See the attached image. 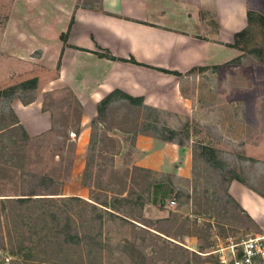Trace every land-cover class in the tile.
<instances>
[{
	"label": "rangeland",
	"instance_id": "374dc122",
	"mask_svg": "<svg viewBox=\"0 0 264 264\" xmlns=\"http://www.w3.org/2000/svg\"><path fill=\"white\" fill-rule=\"evenodd\" d=\"M64 1L0 0V264H216L209 252L262 232L227 194L232 175L264 196L262 18L255 17L237 43L240 70L226 65L194 74L187 91L192 116L115 96L94 122L87 156L76 162L71 133L80 131L82 113L69 91L46 95L55 126L32 141L15 125L11 109L16 99L34 100L41 77L47 78L43 50L56 49L63 37L52 29L68 23L54 6ZM40 26L46 32L30 31ZM116 130L191 147L192 179L136 167L132 150L121 143L133 137ZM82 163L73 180L75 165ZM76 184L86 188L84 197ZM31 187L58 195L1 203ZM156 188L160 196L154 200Z\"/></svg>",
	"mask_w": 264,
	"mask_h": 264
},
{
	"label": "crops",
	"instance_id": "0c3cea01",
	"mask_svg": "<svg viewBox=\"0 0 264 264\" xmlns=\"http://www.w3.org/2000/svg\"><path fill=\"white\" fill-rule=\"evenodd\" d=\"M54 6L68 23L63 28V22L56 29L47 26L63 36L56 49L43 50L42 76L47 78L39 75L40 89L34 100L23 103L16 99L11 109L16 126L36 138L55 126L54 112L45 105L46 95L60 89L69 91L82 113L80 131L71 133L78 143L76 162L87 156L100 104L116 91L143 99L148 108L192 116L196 110L187 91L194 74L226 65L240 70L236 37L252 27L255 17L264 18V0H65L54 2ZM40 28L30 31L46 32V27ZM116 132L133 137L132 143L125 139L121 143L132 150L136 167L192 179L191 147L149 134ZM83 167V163L75 165L73 180L79 178ZM76 186L77 194L84 197L86 188ZM158 189L154 200L160 196ZM227 194L246 221L263 231L264 196L236 179L228 182Z\"/></svg>",
	"mask_w": 264,
	"mask_h": 264
},
{
	"label": "built area",
	"instance_id": "2783aa9c",
	"mask_svg": "<svg viewBox=\"0 0 264 264\" xmlns=\"http://www.w3.org/2000/svg\"><path fill=\"white\" fill-rule=\"evenodd\" d=\"M170 204L176 205V202L172 200ZM208 255L217 256L216 264H264V230L239 242L219 247Z\"/></svg>",
	"mask_w": 264,
	"mask_h": 264
},
{
	"label": "trees",
	"instance_id": "16d2710c",
	"mask_svg": "<svg viewBox=\"0 0 264 264\" xmlns=\"http://www.w3.org/2000/svg\"><path fill=\"white\" fill-rule=\"evenodd\" d=\"M250 18H251V14H250ZM262 20L264 21V18H262ZM248 31H249V29L248 30H246L245 32H242V33H240L239 35H237V37H236V45H237V43L239 42V40H240V38H242V37H244L247 33H248ZM64 40H66L65 39V37H64ZM100 56L101 57H106V58H109V59H115L113 56H111L110 54H100ZM131 62L132 63H136V61H134L133 59L131 60ZM165 73H168V74H174V75H176V76H181L179 73H174V72H169V71H164ZM29 83H33V84H35V83H37V80L36 79H34V80H31ZM115 96H122L125 100H127V101H130V102H133V103H136V104H138L139 106H141V107H145L146 108V106L144 105V102H143V99H135V98H133V97H131V96H128V95H126V94H123L122 92H120V91H116V92H114L112 95H110L108 98H106L101 104H100V114H101V112H102V109L104 108V107H106L110 102H111V100L115 97ZM15 125H16V123H15ZM21 130L25 133V135H26V138L28 139V140H35L36 138H31V137H29L27 134H26V132L21 128ZM38 140V139H37ZM42 177H44V179L43 180H46V178H48L47 176H42ZM229 179H230V181H232V180H234V179H236V180H239L240 182H242V183H245L243 180H241V179H239V178H236V177H234V176H232V175H229ZM52 181V180H51ZM25 192V194H20V195H12V196H16V197H18V198H16V199H12V198H5V199H2L1 200V203H6V201H8V202H10V201H14V202H16V203H21V204H24V203H31V202H36V201H38V200H43V199H52V198H43V197H40L41 195H58V194H47V193H44L45 191H41V190H37V188H35V187H31V188H29V189H27V190H23V193ZM73 199H78V198H73ZM3 201V202H2ZM1 218V217H0Z\"/></svg>",
	"mask_w": 264,
	"mask_h": 264
}]
</instances>
